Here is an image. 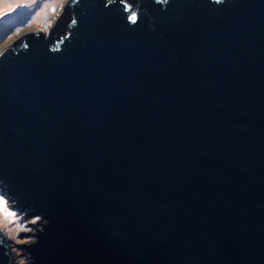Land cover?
<instances>
[{
  "label": "water",
  "instance_id": "1",
  "mask_svg": "<svg viewBox=\"0 0 264 264\" xmlns=\"http://www.w3.org/2000/svg\"><path fill=\"white\" fill-rule=\"evenodd\" d=\"M0 191V264H264V0H66L0 51Z\"/></svg>",
  "mask_w": 264,
  "mask_h": 264
},
{
  "label": "rangeland",
  "instance_id": "2",
  "mask_svg": "<svg viewBox=\"0 0 264 264\" xmlns=\"http://www.w3.org/2000/svg\"><path fill=\"white\" fill-rule=\"evenodd\" d=\"M65 2L66 0H0V51L38 25L55 23ZM0 194V218L14 222L19 234V245L31 242L29 235H33L35 229L30 225H35L39 218L24 219L27 212L17 214L14 204L5 197L6 194L2 191ZM19 255L22 256L20 249Z\"/></svg>",
  "mask_w": 264,
  "mask_h": 264
},
{
  "label": "flooded vegetation",
  "instance_id": "3",
  "mask_svg": "<svg viewBox=\"0 0 264 264\" xmlns=\"http://www.w3.org/2000/svg\"><path fill=\"white\" fill-rule=\"evenodd\" d=\"M60 16L57 18V21L59 20Z\"/></svg>",
  "mask_w": 264,
  "mask_h": 264
}]
</instances>
